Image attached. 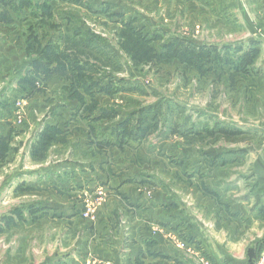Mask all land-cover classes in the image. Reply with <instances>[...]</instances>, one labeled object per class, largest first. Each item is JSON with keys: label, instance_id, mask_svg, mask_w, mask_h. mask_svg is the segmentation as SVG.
<instances>
[{"label": "rangeland", "instance_id": "1", "mask_svg": "<svg viewBox=\"0 0 264 264\" xmlns=\"http://www.w3.org/2000/svg\"><path fill=\"white\" fill-rule=\"evenodd\" d=\"M48 1L52 16L35 20L21 8L20 16L12 12L11 22H0V224L6 225L5 232L0 230V264L18 251L33 257L41 248L44 257L51 248L63 251L65 245L75 248L83 242L102 246L105 235L114 238L115 225H99L101 210L114 196L106 185L78 189L75 177L64 175L65 188L49 194L48 188L34 189L25 183L32 178L44 181L52 167L63 172L73 163L93 169L97 158L130 161L154 181L146 193L160 196L163 184L178 197L190 190L181 184L190 182L171 162L209 160L211 153L224 158L233 151H249L251 160L254 149L264 155V0ZM125 23L133 25L147 44L125 29ZM82 35L96 37L94 44L101 52L68 40L75 36L80 40ZM53 46L88 70L74 75L69 70L74 64L55 59L68 71H34L32 62L49 60L47 49ZM251 48L259 49V55L248 72H237L236 65ZM191 53L204 59L208 71L193 64ZM82 83L85 87H78ZM108 83L119 92H105ZM65 111L73 113L68 121L62 120ZM103 112L115 117L95 118ZM128 118L140 119L146 135L124 144L118 140L120 150L110 149L113 129ZM218 123L243 129L245 136L238 142L211 137L207 131ZM49 126L61 134L39 145ZM103 143H107L104 150L99 148ZM254 171L246 163L235 175L238 180L249 176L253 183ZM66 183L72 184L69 193ZM54 195L59 205L78 203L80 214L39 219L40 215L29 213ZM117 223L126 241L128 231L120 214ZM149 227L154 235L162 233L157 226ZM90 260V264L102 262ZM196 264H202L200 259Z\"/></svg>", "mask_w": 264, "mask_h": 264}, {"label": "crops", "instance_id": "2", "mask_svg": "<svg viewBox=\"0 0 264 264\" xmlns=\"http://www.w3.org/2000/svg\"><path fill=\"white\" fill-rule=\"evenodd\" d=\"M72 107L77 108V105ZM71 114L65 111L62 120L68 121ZM99 117L100 114L95 118ZM111 141L110 149L120 148L117 139L112 137ZM253 151L255 156L251 160L247 156L249 151H233L224 158H216L211 153L213 157L209 160L171 162L184 181L190 182L188 186L181 185L191 191L180 192L178 197L169 193L168 184V187L161 185L160 196L146 193L145 188L154 181L135 170L130 161L97 158L93 169H88L89 165L73 163L65 165L63 172L52 167L44 181L32 178L24 182L34 189L48 188L49 194L59 187L65 188L64 175L75 177L73 180L78 189L90 190L96 185H106L114 196L101 210L99 225H115L114 238L105 235L102 246L83 242L75 248L65 245L63 251L51 248L45 251L44 257L41 248L33 257L18 251L16 255L3 257L1 264H90L91 258L104 264H196L202 257L211 264H256L264 250V155L259 149ZM246 163L255 170L253 183L249 176L239 177V180L247 181L244 184L235 175L236 169L243 168ZM71 186H66L68 193ZM55 195L48 202L44 199L43 205L37 202L40 207H33L29 213L33 217L40 215L39 219L48 216L50 219L71 218L80 214L78 203L76 206L74 203L59 205ZM119 214L121 224L128 231L126 241L125 231L117 225ZM5 226L1 223L0 230L5 232ZM24 226L17 225V228ZM149 226L159 227L162 233L154 235ZM180 242H185L188 248H179Z\"/></svg>", "mask_w": 264, "mask_h": 264}, {"label": "trees", "instance_id": "3", "mask_svg": "<svg viewBox=\"0 0 264 264\" xmlns=\"http://www.w3.org/2000/svg\"><path fill=\"white\" fill-rule=\"evenodd\" d=\"M73 1L78 2V0H73ZM21 8L29 10L27 14L31 15L32 18H34L35 20L45 19L48 15L52 16L51 6L49 5L48 0L44 1V3H41V4L39 2L34 3V0H0V22H5V23L11 22L13 20L12 12L15 13L17 16H20L21 13L23 12ZM39 12H40V15H39ZM124 28L130 31L141 42H145L147 44V41L136 30V28L133 27V25H130V23H125ZM77 36L73 38H68V40L71 42L72 45L76 47H79V45H81V47L89 48L91 49V51H97V53L101 52L98 49L99 46H97L96 43L94 44V39L96 37L90 36V37L84 38V35H82V38L80 40H76L75 38ZM83 39L85 40L83 41ZM47 50H48L47 55L49 56L50 59L49 60H46L43 58L35 59L32 62L34 66V71L43 70L44 72L50 73V74L51 73L58 74L61 72L68 71L67 70L68 68L66 67V65H60V63L59 65L55 64L54 61H52L55 59L58 62L62 61L61 63H65L63 60H66L67 62H69L70 66L71 64H74L69 68L70 72L74 73V75L81 74V72L88 70L84 68L81 63H79V60L77 58L70 60V58L67 55L61 54L60 50L56 49L54 46L49 47ZM200 50H203V48H201ZM213 50L217 51V49L215 48ZM150 51L152 52V50ZM191 54L195 55L193 64L197 66L200 71H204V72L208 71V69L204 67L205 65L204 59L200 57L197 53H191ZM161 55L168 56L169 52L165 54H161ZM258 55H259V49L257 48H251L247 50L242 56V59L239 65H236L237 72H240V71L248 72L249 70L248 68L253 65ZM183 57H185V55H183ZM208 57H209V53L207 54L206 58ZM206 62L208 63L209 60ZM25 81L26 79H24V82ZM110 82L114 83L113 79ZM79 86L85 87V84L82 83L78 85V87ZM104 89H105V92L107 93H116V92H119L120 90V88L112 90L110 83H108V87H105ZM113 117H115V115L111 112H103L102 115L100 116V118H103V119H106V118L110 119ZM133 120L134 119L132 118L131 119L128 118L126 121H123L117 127V129H113L114 131L112 132L113 133L112 136H114L115 139L120 140V142L124 144L125 142H128L130 139H138L139 135L140 136H142V134L146 135V132H145L146 130H144L145 127H143V122L140 119L136 121H133ZM43 132L44 133L41 134L39 141H38L39 145L44 144L47 141H50L54 136L61 134L57 127H52V126L46 127ZM207 134H209L211 137L221 138L225 140L226 142H236V141L238 142V139H240L244 133L239 129L232 128V127H225L218 123L216 124V128H213L210 131H207ZM104 146L107 147V143L101 144L99 148L103 149Z\"/></svg>", "mask_w": 264, "mask_h": 264}, {"label": "built area", "instance_id": "4", "mask_svg": "<svg viewBox=\"0 0 264 264\" xmlns=\"http://www.w3.org/2000/svg\"><path fill=\"white\" fill-rule=\"evenodd\" d=\"M90 211L91 210L89 208L88 211H87V214H86L87 216L90 214ZM178 246H179V248H182V249H187L188 248V245L185 242H180ZM201 263L202 264H211L210 261L207 260V258H205V257L201 258ZM94 264H103V263L99 262V263H94ZM257 264H264V251L262 252L259 260L257 261Z\"/></svg>", "mask_w": 264, "mask_h": 264}]
</instances>
